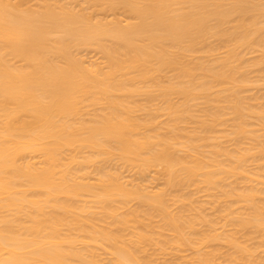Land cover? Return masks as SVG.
<instances>
[{
	"label": "bare ground",
	"instance_id": "1",
	"mask_svg": "<svg viewBox=\"0 0 264 264\" xmlns=\"http://www.w3.org/2000/svg\"><path fill=\"white\" fill-rule=\"evenodd\" d=\"M177 251L264 264V0H0V264Z\"/></svg>",
	"mask_w": 264,
	"mask_h": 264
},
{
	"label": "rangeland",
	"instance_id": "2",
	"mask_svg": "<svg viewBox=\"0 0 264 264\" xmlns=\"http://www.w3.org/2000/svg\"><path fill=\"white\" fill-rule=\"evenodd\" d=\"M250 56H252V55H250ZM253 56H254V55H253ZM200 197H201V199H202V197H204V195L202 194ZM185 249H186V248H185ZM185 249H183V250L185 251ZM187 250H188V248H187ZM184 251H183V252L177 251V253L174 252V255H170V256L166 257V258H165L166 260H165V259H164V260L161 259L162 264H164V261H167V260H168L167 263H169V264L171 263V264H172L173 262H171V261H172V260L174 261L176 258H177V259L179 258V260L176 259L177 262H178V261H179V262H182V260L185 259L186 257L183 258V259L180 258V257L187 256L190 250H188V253H187L186 255H185V254L183 255V253H186V252H187V251H186V252H184ZM179 252H180V253H179ZM191 253H192V251H191ZM191 253H190V255H192ZM176 255H178V257H177ZM181 255H183V256H181ZM190 255L187 256L188 259H189V256H190ZM174 256H175L176 258H175ZM179 256H180V257H179ZM173 257H174V258H173ZM190 257H191V256H190ZM169 258H170V259L172 258V259L169 260ZM162 260H163V261H162ZM176 260H175V261H176ZM185 260H187V259H185ZM169 261H170V262H169ZM183 262H184V260H183ZM165 263H166V262H165ZM174 263H175V262H174Z\"/></svg>",
	"mask_w": 264,
	"mask_h": 264
}]
</instances>
